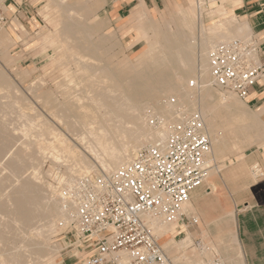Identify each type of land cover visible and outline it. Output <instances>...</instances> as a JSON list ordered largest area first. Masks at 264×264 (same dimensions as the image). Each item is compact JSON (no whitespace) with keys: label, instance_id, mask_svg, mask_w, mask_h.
<instances>
[{"label":"bare ground","instance_id":"bare-ground-1","mask_svg":"<svg viewBox=\"0 0 264 264\" xmlns=\"http://www.w3.org/2000/svg\"><path fill=\"white\" fill-rule=\"evenodd\" d=\"M90 1L48 0L42 9L44 17L54 13L58 16L63 14L66 17L61 20L60 28L44 43L59 48L61 55H66L71 59L75 70L71 73L67 69L63 75L66 81L71 83H74L75 80L79 81L81 89L74 107L61 106L52 115L66 128L68 133L77 137L76 139L82 142L83 147L94 155L103 172L117 170L131 162L145 143L152 145L164 141L168 136L170 126L177 121V118L193 113H198L202 118L205 133L211 143V152L207 159L208 170L204 182L212 175L213 171H216L214 164L210 163L214 151L228 149L238 151L258 139L257 113L249 109L233 94L216 92L210 84L208 64L210 50L219 43L249 37V33L246 32L248 26L240 25L234 15H227V8L229 9L234 3L231 2L232 0H208L220 2L208 11L203 9L206 0H191L188 9L177 6V16L179 15L181 24L178 27L175 40L170 41L163 35L164 45L158 42L157 33L152 29L154 37L147 40L144 52L150 59L155 58L159 65L173 70L174 76L170 82L163 80L167 83L163 85L162 89H158L161 92L157 97H154V99H158L163 96L165 101L158 102L153 99L151 103L141 106H139L138 99L137 102L132 98L129 99L127 96L129 92L124 93L120 83L113 79L111 71L106 69L107 63L104 62L106 66L104 67L95 58L83 56L72 48L75 44L79 49L78 44H81L79 43L81 39L86 37L92 40L96 34L97 30H92L91 26H88L89 21L92 19L95 20L94 22L99 21V19L96 20V11L101 9L107 0H96L93 4H88ZM1 4L2 0H0ZM2 8L6 11L7 7L2 5ZM204 13H207L205 17L210 21L208 25L203 23ZM65 18L67 19L65 20ZM17 25L24 31L23 25L18 23ZM197 25L199 26L198 32L196 31ZM95 26L98 27V25ZM6 40V34L1 29L0 55L3 56L7 55ZM134 74L135 72L132 76ZM134 79L136 80V78ZM139 81L142 82V80ZM41 82L35 84L32 92L42 88ZM123 87H125L124 84ZM154 90L152 91L154 92ZM3 91L5 89L0 86V161L6 157L4 168L9 172L7 179L14 178L16 185L13 186V189H9L10 192L3 194V184L0 181V196H3L2 199L0 198V264H28L29 260L31 261L30 252L32 253L29 246L36 241L42 243L41 241H44L46 235L56 231L57 223L65 219L59 199V187L70 186L75 177L94 174L98 171L96 166L85 157L74 156L72 153L75 146L71 145L69 139L67 140L64 135L53 128L46 119L35 122L34 118L22 116L25 120L19 125L8 122L6 119L7 110L18 105V97L10 96V94L15 95L16 91L14 86H9L6 89L9 99L6 102H1L4 97L2 96ZM132 93L136 94L134 91ZM145 96L147 95L143 97ZM224 110L226 115L222 114ZM154 119L161 121L158 128L149 125V120ZM16 130L20 131L23 141L15 147L12 132ZM32 136L34 139H30ZM27 151H32L30 155L28 154L32 160L44 151H48L53 164H62L66 175L58 170L55 175L57 188L48 185L46 192L36 184L38 175L36 172L31 177L21 178L24 169L22 164L27 156ZM253 173L258 178L263 177L261 170L257 167L253 169ZM46 184L44 183V185ZM17 200L18 203H16ZM148 219L155 235V229L159 236L173 233L176 229V226L164 223L159 217ZM35 223L38 225L34 229L35 237H31L29 233ZM174 224H178V222ZM158 243L160 244L159 239ZM160 246L170 260L169 264H206L201 257L190 256V252H187L193 246L190 238L180 242L171 239ZM199 248L204 252L205 247ZM31 249L35 248L31 247ZM40 251L39 248H36L35 252L33 251L37 260L42 259V254L46 253L41 254ZM216 261L225 264L219 258L215 259L212 264H215ZM123 262L124 258L118 264H123ZM228 264H234V262L230 261Z\"/></svg>","mask_w":264,"mask_h":264},{"label":"rangeland","instance_id":"rangeland-1","mask_svg":"<svg viewBox=\"0 0 264 264\" xmlns=\"http://www.w3.org/2000/svg\"><path fill=\"white\" fill-rule=\"evenodd\" d=\"M94 1L96 0H91L88 4H93ZM177 1L180 0H175L169 3L165 10H163L162 7L155 13L151 10H149V12L144 11V13H140L137 28H130L129 30L122 32L117 29V27L112 24V22H109L110 20L108 17V9L110 7L111 0H107L106 4H104L101 9L96 11V20L99 19V21L94 22L95 20L93 19L89 21L88 26H91L90 29L97 30L96 34L94 35L95 37L93 36L92 40L85 37L80 40L81 42L79 43L81 44H78L79 49H77L75 44H73L72 48L75 51L80 52V54L83 56L95 58L102 66H107L106 69H108L109 72L111 71L110 73L112 74L113 79L117 80L120 83L124 93L129 92L127 94L129 99L132 98V100L134 99L133 101L135 102L139 100V106L149 104L154 99V97H157L159 92H161V90L158 89H162L164 84L170 82L173 79L174 72L173 70L171 71L170 68L159 65L158 62H156L155 58L150 59L149 57H147L148 55H146V52H144L146 42L148 39H152L154 37V32L152 29L156 31L158 42L160 44L164 43L162 41L164 37L163 35H165L166 38L170 41L175 40V35L179 29L178 27L181 24L180 17L179 15L177 16L178 9L175 7V3ZM209 2L211 3L209 4ZM47 3L48 0H2V4L0 5V11L5 17V24L1 29L7 37V40L5 42L7 45V55H0V74L5 77L3 78L0 75V86L5 89V91H3L2 93V96L4 97L1 99V102H6L9 99V95H6V89L9 86H14L16 91L14 93L15 95L10 94V96L15 98L18 97V107L16 106L15 108L11 109L9 108L7 110L6 119L8 120V122L14 125L23 123L25 120L23 117L25 116L34 118L35 122H38L41 119H46L49 124L53 126V128L64 135L67 140L69 139L68 141L71 145L75 146V150L72 153L74 156L80 155L85 157L89 162L93 163L96 166L98 172H103L99 168L94 155L91 154L85 147H83L84 145L79 139H76L77 137L68 133L66 128L63 127L52 115L55 114L57 108L61 106L66 105L74 107L75 100L77 96H79L81 89L79 81L75 80L74 83H71L69 81H66L65 76L63 75V72L67 71V69H69L71 73L74 72L75 67H73L74 65L71 63V59L66 55H61L59 48L51 47L44 43L45 40L49 39V37L52 36L58 28H60L61 20H64V17H66L65 15L63 16V14L58 16L56 13L44 17L42 9ZM181 4L183 6L182 9H188L190 5L182 0ZM218 4H220V2H212L206 0L205 4L203 5V9L205 11H208ZM2 5L7 7L6 11L3 10ZM206 14L207 13H204L203 15L204 25L210 24L209 19L205 17ZM227 15H231L230 12L227 11ZM66 19L67 18H65V20ZM17 23L23 25L24 31L19 28ZM95 25H98V27ZM198 30L199 26L197 25L196 31L198 32ZM158 52L159 51H157V53ZM155 55L157 58L158 56L156 53ZM98 58H100L101 60H99ZM139 61L142 62L140 63ZM151 61L153 62V64ZM104 62L107 63L106 66ZM118 71L121 72L119 73ZM134 72L135 74L132 76ZM123 75H125L128 79ZM134 78H136V80ZM139 80H142V82ZM163 80H166L167 82ZM39 81H42V88L38 89L35 92H32V88L35 86V84H39ZM128 83L130 85H127ZM139 83L141 84L139 85ZM123 84L126 88L123 87ZM127 88L129 89L128 91ZM147 88L148 90H145ZM212 88L220 94L224 93L214 86H212ZM152 90H154V92ZM132 91H134V93L136 92V94H133ZM144 95L147 96L143 97ZM171 97L173 98L174 96ZM156 100H158V102H163L165 101V97L162 96ZM247 106L252 108L250 104H247ZM222 114L226 115L225 110L222 111ZM176 120L178 121L179 118H177ZM153 121H156V123L154 122L153 124ZM158 121V119L149 120V125L158 128V126L160 125V122L158 123ZM176 122H174L173 124H175ZM19 132L20 131L18 130L12 132L15 141V147L16 145L19 146L18 143H21L23 141L21 133ZM30 139H34V136H32ZM150 145L151 144L149 143H145L142 148ZM262 146H264V144L254 145L248 149H245L242 155L248 157L252 153L263 152L264 147L262 148ZM242 149L243 147L238 151H241ZM226 151L231 150L228 149ZM27 152L28 153L27 156H25V161L22 164L24 169L21 174V178H23L24 176V178L31 177L33 173L36 172L38 175L35 182L46 192L48 185H52L53 187L57 188L58 184L55 175L57 174L58 170L60 173H65V169L64 167H62V164H53L48 151H44L41 155H37L39 159L36 157L37 159L35 158L34 160L28 157V154L30 155L32 151ZM239 157L240 156L233 153V151L222 152L220 154L218 162L214 167H219L221 163L224 164L225 167L228 165H232L237 162V158ZM5 162L6 157L0 161V181L3 184V194L10 192L11 190L9 189H13V186L16 185V181L14 178L7 179L9 172L6 168H4ZM247 176L251 181H253L250 178L249 167L247 169ZM261 179L263 178H257L256 180L259 181ZM44 183L47 184L44 185ZM205 188H207V186L204 187L203 192L208 191H206ZM221 188H223V185ZM260 188L264 189V181L261 185L254 187L253 190L257 191ZM225 197L227 198V196ZM0 198L2 199L3 196H0ZM16 203H18V200L16 201ZM226 206L231 207L229 198L226 199V202L223 201L221 203H218L216 199L212 198V200H210L206 204V208H204V210L197 212L199 220L194 221L195 223L191 222L190 220L184 221L182 223L178 222L175 231L170 234H165L164 236H159L155 229V233L159 239L160 245L162 243L169 242L171 239H175L176 242L183 241L187 238H190L187 232H191L193 246H191V248L187 250V252H190V256L201 257L203 259L204 253L199 248L200 242L203 241V233L200 234V232H196L195 228L200 225L199 223L205 225V212H207L208 210H211V212L214 210L220 211ZM193 220L195 219L193 218ZM60 221L57 223L56 231L46 235L44 237V241H41L42 243L36 241L32 243L33 246H31L32 244L29 246V249L30 251H32V253L30 252L31 261L29 260L28 264H87L86 257H88L91 252L89 253L83 250H72V248H70L69 246L73 243V239L71 238L72 235L67 234V231H65L64 227L61 226ZM37 226L38 225L35 223L33 225L34 228L32 227V229L30 230L29 234L31 237H35L34 229ZM46 246L50 248L48 249ZM31 247H34L35 249H31ZM209 247L212 249L214 248L213 246ZM36 248H39L41 250V254L43 252L47 253H43L42 259L40 260L35 259V255L33 254L36 251ZM205 251L206 247L204 249V252ZM218 255L219 254L213 251L212 257L218 259L220 257ZM221 261L223 263H227L225 257L222 258Z\"/></svg>","mask_w":264,"mask_h":264},{"label":"built area","instance_id":"built-area-1","mask_svg":"<svg viewBox=\"0 0 264 264\" xmlns=\"http://www.w3.org/2000/svg\"><path fill=\"white\" fill-rule=\"evenodd\" d=\"M4 24L0 11V29ZM208 64L211 85L241 101L264 78V52L252 36L217 44ZM210 152L202 118L193 113L171 125L164 141L140 149L121 168L59 187L61 226L72 235L70 248L91 252L87 264H118L122 258L123 264H169L148 218L188 221L182 208L203 185Z\"/></svg>","mask_w":264,"mask_h":264},{"label":"crops","instance_id":"crops-1","mask_svg":"<svg viewBox=\"0 0 264 264\" xmlns=\"http://www.w3.org/2000/svg\"><path fill=\"white\" fill-rule=\"evenodd\" d=\"M172 1L175 0H111L108 9L109 22L122 32L137 28L140 13L149 10L155 13L162 7L165 10ZM182 1L191 4V0ZM231 2H234L233 5L226 11L237 17L240 25L248 26L246 32L259 41L264 52V0H232ZM177 6L183 8L181 0L175 3V7ZM245 102L243 103L249 109L257 113L258 139L241 151H233L240 156L237 162L226 167L221 163L216 167V171H213L203 185L192 194L191 200L182 210L187 220L195 223L194 221L199 220L197 212L204 210L212 198L218 203L230 199L231 207L226 206L220 211L208 210L204 213L205 225L199 223V226L194 227L196 232L203 233V241L200 242L199 247H206V251L203 252L206 264L215 260L212 257L213 251L219 254L220 260L226 258L225 264L230 261L234 264H264V189L253 190L264 181V151L252 153L248 157L242 155L245 149L264 144V78L258 81L254 93ZM222 152L232 151H214L213 154L211 153L210 163L215 166ZM248 167L253 181L247 176ZM255 167L263 174V179L259 181L253 173ZM205 186L207 192H203ZM187 233L192 240L191 232Z\"/></svg>","mask_w":264,"mask_h":264}]
</instances>
